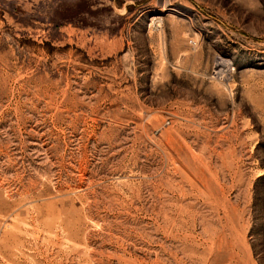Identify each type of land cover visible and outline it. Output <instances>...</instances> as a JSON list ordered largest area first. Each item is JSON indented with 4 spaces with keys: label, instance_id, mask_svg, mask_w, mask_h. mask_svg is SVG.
Segmentation results:
<instances>
[{
    "label": "rangeland",
    "instance_id": "rangeland-1",
    "mask_svg": "<svg viewBox=\"0 0 264 264\" xmlns=\"http://www.w3.org/2000/svg\"><path fill=\"white\" fill-rule=\"evenodd\" d=\"M0 264H264V0H0Z\"/></svg>",
    "mask_w": 264,
    "mask_h": 264
}]
</instances>
